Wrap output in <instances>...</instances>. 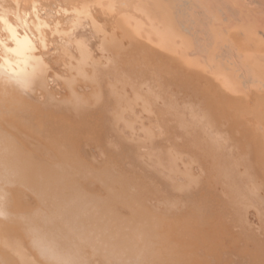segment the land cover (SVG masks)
<instances>
[{"label":"bare ground","instance_id":"6f19581e","mask_svg":"<svg viewBox=\"0 0 264 264\" xmlns=\"http://www.w3.org/2000/svg\"><path fill=\"white\" fill-rule=\"evenodd\" d=\"M234 256L264 264V0H0V264Z\"/></svg>","mask_w":264,"mask_h":264},{"label":"rangeland","instance_id":"374dc122","mask_svg":"<svg viewBox=\"0 0 264 264\" xmlns=\"http://www.w3.org/2000/svg\"><path fill=\"white\" fill-rule=\"evenodd\" d=\"M253 210H254V209L250 208V209H248L247 212H246V213H247L249 216H251L252 218L255 217V216L253 217V215L251 214V213L253 212ZM247 217H248V216H247ZM251 217H250V218H251ZM252 218H251V219H252ZM238 258H239V257L237 256V258H236V262H237V261L240 262V263L242 262L241 264H243V263H244V262H243V259H241L242 261H240V260H238ZM245 259L247 260V258H245ZM233 260H234V261H233ZM232 261H233V263L236 264V262H235V256H234L233 258L229 257V263H230V262L232 263ZM244 261H245V260H244ZM247 262H248V263H247ZM247 262L245 261V263L249 264V260H247ZM240 263H238V264H240ZM245 263H244V264H245Z\"/></svg>","mask_w":264,"mask_h":264}]
</instances>
